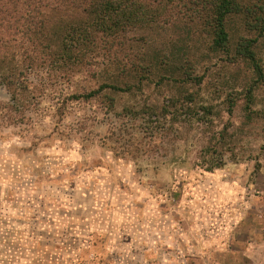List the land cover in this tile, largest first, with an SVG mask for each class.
<instances>
[{"label": "rangeland", "instance_id": "374dc122", "mask_svg": "<svg viewBox=\"0 0 264 264\" xmlns=\"http://www.w3.org/2000/svg\"><path fill=\"white\" fill-rule=\"evenodd\" d=\"M139 34L168 51L173 33ZM196 62L199 83L154 71L114 91L95 58L69 76L25 70L16 97L0 86V230L40 242L8 261L0 237V264H264V119L244 118L243 72ZM101 84L112 104L74 97Z\"/></svg>", "mask_w": 264, "mask_h": 264}, {"label": "trees", "instance_id": "16d2710c", "mask_svg": "<svg viewBox=\"0 0 264 264\" xmlns=\"http://www.w3.org/2000/svg\"><path fill=\"white\" fill-rule=\"evenodd\" d=\"M161 26L172 28L168 51L144 34L131 37ZM196 53L199 60L193 58ZM95 58L104 69L115 68L108 84L114 91L129 90L154 71L159 78L168 73L180 83H199L201 77L193 74L196 61L234 65L233 74L244 73L242 86L234 88L242 95L244 118L264 119L255 93L264 84V0H0V86L13 96L27 88L25 70L47 64L69 76ZM104 85L74 97L104 95L112 104L113 98L102 94ZM235 97L226 95L228 112ZM0 237L8 261L38 252L36 238L14 229L0 230ZM49 247L53 259L63 257L59 244ZM78 249L66 255L77 260ZM42 259L38 255L37 262Z\"/></svg>", "mask_w": 264, "mask_h": 264}]
</instances>
